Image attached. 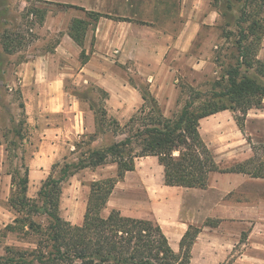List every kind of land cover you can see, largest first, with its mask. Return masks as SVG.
<instances>
[{
	"label": "crops",
	"instance_id": "obj_1",
	"mask_svg": "<svg viewBox=\"0 0 264 264\" xmlns=\"http://www.w3.org/2000/svg\"><path fill=\"white\" fill-rule=\"evenodd\" d=\"M132 1H36V12L45 6L43 21L36 22L37 16L30 15L35 20L31 31L36 33L34 38L38 49L23 51L25 55L19 62L10 63L16 66L8 68L5 81L10 80L11 87L19 88L24 108L31 115L29 122L36 124L39 133L38 149L29 162V187L33 182L42 184L53 165L65 159L67 147L75 148L73 141L96 130L94 110L68 90V82L79 89L92 85L104 91L108 114L120 122L130 119L144 103L139 89L141 84L133 83L131 75L140 77L142 83L147 84L166 116L170 106L177 103L182 94L180 80H188L191 86L200 84L190 78L188 70L195 78L206 72L207 65H203L206 54L204 29L220 22V15L211 1L180 0L179 17L182 19L177 29L171 24L164 26L158 21L148 22L127 16L124 8L137 6L140 0ZM25 4L29 7L31 3L25 0ZM74 6L111 16L92 20L85 11ZM76 18L91 21L83 46L69 33L70 24ZM83 51L87 57L85 62ZM227 111L201 119L200 132L203 122ZM249 112L245 132L250 134L253 142L264 145V127L258 125L260 117ZM60 114L62 120L58 118ZM230 115L237 125L231 112ZM231 145L230 140L220 142L217 139L216 154L213 152L219 167L220 163L246 159L234 155ZM148 160H156L163 171L157 157H139L135 170L128 171L125 178L129 173L141 175L150 171ZM212 175L207 189L180 187L183 191L179 200L184 204L181 215L174 214L173 210L172 217L167 218L168 223L159 219L171 247L180 252V242L188 228L203 224L191 248L190 264H264V175L237 171H216ZM120 188L117 184L107 207ZM87 204L81 205V214L75 215L74 219L60 214L72 224L80 225ZM207 219H216V226L204 225Z\"/></svg>",
	"mask_w": 264,
	"mask_h": 264
},
{
	"label": "trees",
	"instance_id": "obj_2",
	"mask_svg": "<svg viewBox=\"0 0 264 264\" xmlns=\"http://www.w3.org/2000/svg\"><path fill=\"white\" fill-rule=\"evenodd\" d=\"M74 7L85 11L86 16L92 20L111 16ZM33 13L43 21V9ZM90 22L76 18L70 25L69 33L80 46L84 45ZM239 26L241 37L236 49L243 61L239 58L236 64L227 66V86L223 91L212 92L211 100L196 106L201 97L210 94L192 89L181 113L176 117H168L147 84H141L139 89L144 103L126 124L135 130L134 133L122 140L113 141L107 147L90 149L78 161L66 162L60 169L59 177L51 173L42 182L38 200L28 196L29 168H26L23 175L18 171V176L12 178L11 206L19 212H25L26 218L33 214H44L49 223L43 227L33 221L24 222L28 224L30 233L37 234L35 247H7L6 254L0 255V264H190L191 248L202 226L191 225L180 242V252H176L157 221L125 216L116 209L103 216L102 211L107 208L118 182L125 178L128 171L135 170L136 159L139 157H157L163 167L164 183L168 186L207 189L211 174L216 171L264 175V168L261 170L260 165L249 171L248 161L231 169H221L213 150L200 132L201 119L230 110L245 134V120L249 110L264 109V61L256 58V51L263 39L264 24L254 20L248 33L242 25ZM82 59L83 62L87 60L84 51ZM243 67L245 72L242 71ZM251 71H254V75H249ZM95 115L96 132L93 137L107 132L111 127L115 129L114 134L118 132L117 128L120 129V122L108 115L106 107L96 110ZM110 163L117 164L116 176L92 182L83 223L72 224L63 218L60 214L63 182L81 169ZM58 164H54L53 168ZM204 225L216 226V221L207 219ZM7 228L12 230L14 227L9 225Z\"/></svg>",
	"mask_w": 264,
	"mask_h": 264
},
{
	"label": "rangeland",
	"instance_id": "obj_3",
	"mask_svg": "<svg viewBox=\"0 0 264 264\" xmlns=\"http://www.w3.org/2000/svg\"><path fill=\"white\" fill-rule=\"evenodd\" d=\"M29 1L31 3L29 7H25V0H0V255L6 254L7 247L16 249L35 247L37 234L30 233L28 224H24V222L33 221L43 227L49 223L44 214H33L26 218L27 214L13 208L9 200L13 190L12 178L14 175L18 176V171L20 175H23L26 168H29V162L38 149L39 140L36 124L29 122L31 115L22 107L24 101L19 88L11 87L10 80L5 82L8 78L6 75L8 68L16 66L9 64L19 62L25 55L22 54L23 51L34 52L38 49L34 38L36 33L31 31L35 20L30 18L31 13L37 10L35 5L38 0ZM136 1L132 2L136 3ZM210 1L220 15V22L215 27L204 29L203 41L205 42L206 54L203 57V65H207L206 72L199 78H195L188 70L190 78L194 79L195 82L199 81L200 84L191 86L188 80H180L182 94L177 103L170 106L168 117H176L181 113L192 89L210 94L201 97L196 106L211 100L212 92L225 90L227 66L236 64L240 58L236 49L237 41L241 37L239 25H242L245 32L248 33L254 20L264 24V0ZM41 7L43 8L39 9L45 8L44 5ZM179 8L180 0H140L137 6L136 4L134 7L126 6L124 14L136 16L143 21H158L160 25L164 26L171 24L177 29L182 19L179 17ZM39 19L37 17L36 22ZM243 19L247 20L242 21ZM262 33L264 32L262 31ZM262 36V43L256 51V58L264 61V34ZM10 50L11 52H9ZM12 53L14 55L10 57ZM240 61H243L242 57ZM242 71L245 72L244 67ZM253 72H249V75H254ZM131 80L135 84L145 85L138 76L131 75ZM66 87L81 99L86 107H91L94 112L101 107H106V94L96 86L91 85L86 89H79L68 82ZM197 108L195 109L197 110ZM228 111L226 114L203 122L201 126L203 138L209 143L215 154L217 139L220 142L232 141V153L246 158L243 162L248 161L247 169L249 171L259 167V165L263 170L264 145L253 142L254 140L248 132L242 134L230 115V112L233 116L234 113ZM249 113L251 115L258 114L261 120L258 125L264 127V109L253 108ZM62 117L60 114L58 118L62 120ZM129 120L123 122L118 120L121 126L120 129L117 128L116 134L113 132L114 127H111L107 132L99 133L96 137H93L94 133H88L75 142L73 141L72 144H75V148L71 150L69 146L67 147L64 153L65 159L58 161L57 164H59L55 168L52 167L51 173L55 177H59L61 175L60 169L66 162L78 161L79 157L88 150L96 147H107L113 141L122 140L128 134L134 133V129L126 126ZM241 162L220 163V167L221 169H231ZM148 163L151 164L150 171H144L141 175L129 173L123 182L118 183L121 188L116 191L111 204L102 211L103 216H107L113 209H116L126 216L151 219L157 222H160L159 219H164L168 223L167 218L172 217L173 210L174 214L181 215L184 204L179 200V196L183 189L167 187L164 184L162 168L159 167L156 160H148ZM116 172L117 164L110 163L96 168L87 167L70 176L62 184L60 213L64 214L65 217L72 218L77 214L80 215L81 205L88 203L92 182L116 176ZM140 178L141 180H139ZM41 185L31 183L28 190V196L31 199L38 200V191ZM9 225L14 228L8 229ZM196 226H203V224Z\"/></svg>",
	"mask_w": 264,
	"mask_h": 264
}]
</instances>
